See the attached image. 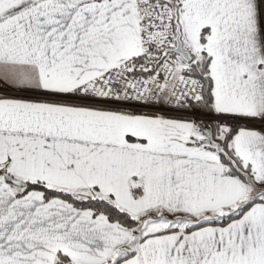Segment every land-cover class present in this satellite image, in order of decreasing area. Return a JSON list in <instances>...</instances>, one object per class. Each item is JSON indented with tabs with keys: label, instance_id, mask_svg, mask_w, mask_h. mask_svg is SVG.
I'll return each instance as SVG.
<instances>
[{
	"label": "snow or ice",
	"instance_id": "6c2138e0",
	"mask_svg": "<svg viewBox=\"0 0 264 264\" xmlns=\"http://www.w3.org/2000/svg\"><path fill=\"white\" fill-rule=\"evenodd\" d=\"M0 264H264V0H0Z\"/></svg>",
	"mask_w": 264,
	"mask_h": 264
}]
</instances>
